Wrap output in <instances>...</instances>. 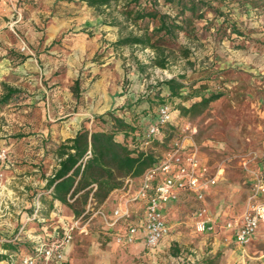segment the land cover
<instances>
[{"label":"rangeland","instance_id":"1","mask_svg":"<svg viewBox=\"0 0 264 264\" xmlns=\"http://www.w3.org/2000/svg\"><path fill=\"white\" fill-rule=\"evenodd\" d=\"M13 1L11 16L0 19V153L6 155L0 162V220L4 219L0 228L4 237L11 239L17 233V218L26 220L27 231L30 223H40L28 220L43 189L35 182H43L42 172L52 169L54 148L73 134L78 114L92 126L98 115L124 106L129 109V103L155 95L161 88L159 82L172 74L183 76L184 94L221 91L224 95L202 114L183 116L176 108L179 99L164 91L176 120L165 127L162 140L147 148L162 157L176 142L185 141L197 147L219 179L206 202L184 191L169 204L165 216L173 226L171 233L154 251L147 249L133 259L112 256L127 250L114 244V231H108L104 220L95 216L87 225L89 236L97 241L91 264H192L187 258L196 253L200 256L196 264H222L224 248L234 247L223 225L243 212L250 175L264 166V0H203L211 8L205 7L200 12L204 16L195 18L188 31L178 32L169 46L173 52L167 68L152 64L156 52L151 48L115 44L129 34L144 32V24L127 20L116 6L91 9L90 15L87 8L76 12L56 1L51 6L55 15L40 11L43 5L32 0ZM175 6L163 3L158 8L175 18ZM35 12L40 15L39 24L31 20ZM72 12L89 14L91 19L53 17H74ZM2 21L7 25L1 27ZM35 30L39 37L34 36ZM23 41L29 51H23ZM5 85L18 91L7 103L2 102ZM159 107L141 118L144 130L156 119ZM109 203L107 210L113 208ZM203 204L215 219L214 230L197 228L196 212ZM136 212L144 214L140 203ZM85 233L76 230L77 241ZM30 240L22 242L30 246ZM27 244L14 264H24L23 258L30 253ZM181 256L187 257L182 260Z\"/></svg>","mask_w":264,"mask_h":264},{"label":"trees","instance_id":"2","mask_svg":"<svg viewBox=\"0 0 264 264\" xmlns=\"http://www.w3.org/2000/svg\"><path fill=\"white\" fill-rule=\"evenodd\" d=\"M99 11L106 8L118 7L127 20L144 24L142 34H129L120 38L115 44L119 46H141L151 48L156 52L152 59L154 66L167 68L171 51L169 46L177 39L179 31H188L195 18L203 17L200 13L209 3L203 0H84ZM173 5L178 9L175 18L162 14L158 6ZM211 8V7H210ZM181 22L179 24L177 21ZM237 31L236 29H234ZM187 55V53H185ZM183 76H174L159 82L160 90L150 95L146 100L142 98L118 110L113 109L103 115H98L90 126V120L83 123L82 128L74 137L65 139L54 148L55 164L52 171L42 172L45 181L43 189L38 193L42 208L40 215L49 218L53 211H57L74 218L85 215L86 220L99 207H106L109 197L115 191H121L126 180L142 177L150 168L155 166L160 157L152 150L143 146L144 127L140 120L159 107L168 104L170 98L179 99L176 108L183 116H197L202 114L211 103L220 99L224 93L212 91L209 94L194 92L184 94L186 84L181 80ZM81 81L76 79L74 92L80 94ZM17 89L5 85L2 102L7 103ZM199 98L198 100H194ZM192 100L188 106L184 102ZM143 107V108H141ZM122 140H120V138ZM59 202L57 206L55 202ZM34 212V208L31 214ZM37 222V220H34ZM39 222V221H38ZM41 226L34 234L44 235L46 231H54L60 226L58 222L39 223ZM27 244V243H26ZM23 242L7 244V248L14 251L10 257L11 264L19 257ZM29 246V243L27 244ZM29 255L35 254V243L30 244ZM8 255L0 254V261ZM39 264H43L40 261ZM60 264H71L63 261Z\"/></svg>","mask_w":264,"mask_h":264},{"label":"built area","instance_id":"3","mask_svg":"<svg viewBox=\"0 0 264 264\" xmlns=\"http://www.w3.org/2000/svg\"><path fill=\"white\" fill-rule=\"evenodd\" d=\"M18 20L12 22V26ZM23 51L30 47L23 41ZM168 73V70H165ZM168 77H172L169 74ZM176 120L175 111L169 104L159 107L156 119L150 123L143 133V146L149 147L153 142L163 139L166 126ZM6 155L0 153V162ZM219 179L218 172L212 171L198 152L197 147L188 145L185 141L176 142L160 157V161L150 168L136 184L133 179L126 180L118 196L117 204L110 210L99 207L88 221L85 215L80 218L71 217L59 221L60 226L54 231H46L44 235H34L35 254L26 255L24 264H60L65 260L66 250L74 238V232L81 230L87 232L88 222L95 216H100L105 226L115 228L123 220L132 217V205H144V218L141 222H128L122 232H116L114 240L118 245L126 246L136 243L143 238L148 248H155L171 233L172 226L165 216V208L179 199L181 192L193 193L199 201L206 202L212 187ZM250 194L246 200L243 212L230 219L223 225L224 229L232 230L236 242L243 248L249 246L264 224V166L252 171L250 178ZM42 208L40 196L34 205V212L28 220H37L43 224L47 219L40 215ZM197 228L204 232L215 229V219L209 215L205 204L196 212ZM85 222V223H84ZM187 257V256H186ZM186 257H182L185 260ZM192 264L200 260L198 254L187 258Z\"/></svg>","mask_w":264,"mask_h":264},{"label":"crops","instance_id":"4","mask_svg":"<svg viewBox=\"0 0 264 264\" xmlns=\"http://www.w3.org/2000/svg\"><path fill=\"white\" fill-rule=\"evenodd\" d=\"M34 3H38L39 6L43 5L44 10L39 9L40 11H44L46 13H55L56 15V11L54 12L51 9V6H54V2L59 1V3L63 4H67L70 8H76V12H79L80 9H84L83 12H85V9L87 8V10H89V14L91 15V9H95L91 6H89L87 4L86 1L84 0H32ZM13 0H0V19L2 18V16H11V11H12V7L11 4L13 3ZM40 8V7H39ZM37 11V10H36ZM37 12H35V14H31L32 18L31 20L34 21L35 24H39L40 22V15L36 14ZM73 14L71 15H75L74 17H70V16H63V17H57V16H53L54 18L59 19L60 21H66L68 20V18L71 19H85V21H88L89 19H91V17L89 16V14H86V16H82V14H75V12H72ZM65 23V22H64ZM6 22L2 21V25L1 27L6 26ZM62 27H64V24L62 25ZM6 33V31H4ZM38 31L36 32V30L34 31V36L35 37H39L38 35ZM1 36V34H0ZM5 36V35H4ZM36 39V38H35ZM10 44V43H9ZM113 107H116V104L113 105ZM112 107V108H113ZM83 122H84V116H80L79 114L76 116L74 123L72 124L73 127V134L66 136L63 138V140L74 137L76 135V133L82 128L83 126ZM90 125V124H89ZM120 140H122L121 137H119ZM54 166V165H53ZM53 169V167H52ZM52 169L50 171H52ZM142 177L139 178H134L133 181L138 184V182L141 180ZM35 183H39V187H44L45 185V181H36ZM183 192H181L182 194ZM120 194V191H115L111 194V196L109 197V205H111V207H114L117 204V200H118V196ZM180 194V196H181ZM179 196V198H180ZM59 204V202H55L54 206H57ZM144 205L141 203L140 207ZM139 208V204L138 205H132V217L127 219V220H123L118 226H116L115 228H111V227H107L105 226L108 231H114L113 233L116 234L115 232H122L125 228L126 225H121L123 224V222H132V223H138L141 222L142 219L144 218V214H138L136 211ZM33 210V209H32ZM72 216H68L66 214H62L59 213L57 211H53L51 213V216L49 218H47V222H52V221H56L59 223V221L61 220H68L70 219ZM137 218V219H135ZM4 219H1L0 221H3ZM20 223H22L20 225ZM15 225L17 233L14 235L13 238L8 239L6 237H4L3 233V229L0 228V254H4V255H8V258L3 259L0 261V264H11L10 262V257H12L14 255V251H11L10 249H8L6 246L7 244H16V243H21L22 241H27L32 239V237L35 235L34 233L41 228L40 225L35 226L36 224L34 223H30L29 224V228L28 231L25 230V227L27 225V222L25 220V222H22L18 220L15 221ZM20 225V226H19ZM173 228V226H172ZM230 232L231 236L233 237V241H234V247L233 248H228L225 247L224 248V252L226 253V256L224 257V260L222 261V264H264V224L261 225L260 229L258 230L257 234L254 236L251 244L245 248L241 247L237 242L236 239L233 235L232 230H227ZM90 234V230H88L85 234H81V240L77 241V236L74 235V238L71 242V244L69 245V247L66 250V254H65V261H69L71 264H91L92 261V253L95 251V244H96V240L94 237V235L89 236ZM112 234V233H111ZM32 241V240H30ZM119 247H122L124 249L127 250V252H116L115 254H112V256L115 259H118L120 257V255H122V257L127 258V259H133L137 256H140L141 254L144 253V251H146L147 249H150L146 246L145 241L143 238L139 239L136 243L132 244V245H126V246H122V245H118L116 242L114 243ZM160 244V243H159ZM158 244V246H159ZM158 246H156L155 248H158ZM155 248H152L150 250L154 251ZM21 252V251H20ZM23 254L22 252L19 253Z\"/></svg>","mask_w":264,"mask_h":264}]
</instances>
